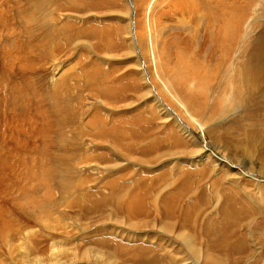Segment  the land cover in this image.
Masks as SVG:
<instances>
[{
    "label": "bare ground",
    "instance_id": "6f19581e",
    "mask_svg": "<svg viewBox=\"0 0 264 264\" xmlns=\"http://www.w3.org/2000/svg\"><path fill=\"white\" fill-rule=\"evenodd\" d=\"M78 1L69 0L72 9L78 10ZM140 1L138 7L142 11L136 13L137 18H134L136 20V22H133L136 28V38L133 39L134 42L132 41L133 44H131L136 46L141 55L149 60V63L152 64L154 59H160H157L159 61L158 67L156 66L157 68L155 67V71L150 75L152 81L157 83L162 92H159V95L163 94L165 96L164 100L167 98L169 102L176 106L170 108L167 105L169 108L164 109L167 114L166 117H170L168 119L172 120L171 111L173 115L175 112L181 113L189 124L188 128L192 131L184 124L182 125L185 128L182 127L181 123L179 129L181 128L191 138H194V135L197 134L201 143L196 141V144H204L208 154L199 155L202 153L201 149L203 147L189 149L178 138H175V144H173L175 146H172L171 150H167L168 148L164 146V139H158L155 135L152 136L155 132L146 129L144 121V125H141L142 122L137 120L126 121L120 119L117 121L115 119L113 125L108 128L104 125L103 117L97 114V118L94 115V119L84 122V125L79 124L77 122L79 113L74 110L72 100L70 97L68 101L64 98L66 95H71L70 90L72 88L65 77L60 76L54 83H50L51 86L49 85L48 90L37 92L33 84L34 81L31 80L32 76L24 74V72L28 73L34 68L33 58L37 49L39 52L44 50L42 55L48 58L47 55L53 54L55 51L53 47L59 48L61 43L55 44L57 42L55 41L56 37H63L61 40L67 42L66 44H71L82 37L100 39V34L92 28L72 32L70 31L71 25L56 27L57 20L53 15L51 16V11L48 12L45 5L30 3L29 7L21 12V17L24 15L22 25H25L29 31L27 33L29 40L26 41L20 38L19 30H15L17 26H14V30L5 29L7 31L4 33L6 38H3L4 35L0 36V52L2 54L0 59V118L4 119L7 115L12 119L15 117L13 121L18 122L10 128L13 129V133L12 135L8 133L11 140L9 144L6 143L9 139L5 140L4 130L2 131L0 126V237H2V240H0L2 242H4L3 237L6 232H10L8 231L10 229H7L8 224H10L9 220H11L10 216L18 215V211L23 210L26 206L31 208L30 219H34L36 224H42V221L45 220L51 222L50 219L53 217L52 223L57 222V224L48 226L49 232L56 231L54 226L58 229L61 222L64 226L63 222L67 219L65 212L63 214L66 219L60 220L59 223L60 217L57 218L58 214L62 215V208L71 213H73L72 211L75 212L74 215H70L71 218H68L70 221L72 219L78 221L79 218L87 219L83 222L86 229L87 226L88 228L91 227L89 221L91 216L99 209V206L101 208L105 206L110 212L106 215H109L111 219H105L106 221L118 222L119 225L125 224L133 230L142 231L143 229L158 228L157 241L160 249L140 248L139 251H136L137 254L132 256V264H221L220 252L218 251L219 254L216 252L217 250H223L225 247L229 248L226 242L239 229L242 218L245 217L244 221H246L255 219L258 214H261L263 217L262 223H264L263 210L261 209V213L256 214L255 210L250 209L251 207H244L245 203L242 201L244 203L242 205L238 193V190H241L244 185H249V181L264 183V31L259 33L258 36H254L255 32L252 30L262 29L263 27L264 0H174L169 5L170 7L173 6L175 10L182 11L181 19L185 21L190 18L191 22H195L196 27L194 30H190L189 24L187 25L185 22L183 26H177L176 29V31L182 29L186 33L187 38L183 40V43L191 44L188 51L180 50L177 43L171 41H174V39L170 38L169 32L171 33L170 29L173 26L163 22L166 17H162V15L165 16V14L174 12L171 9L173 7L169 8L172 12L162 11L159 16V14H150V10L157 4L159 8L162 7L164 0L161 2L151 0L147 3L143 0ZM114 3L116 5L117 1L114 0ZM163 6H166V4ZM8 8L7 10H9ZM251 8L255 9L254 13H248ZM45 11H47L46 14ZM6 12L3 10L2 13ZM167 18L169 20V16ZM11 26L13 28V25ZM54 26L56 29H54ZM174 27H176V24ZM44 29L47 33L42 39L34 38L39 37L42 31L44 33ZM55 32L58 34L57 36H55ZM32 38L38 40L35 46H32L35 49L29 47L26 48L25 52H22L21 47L23 44L33 45L34 40H31ZM174 48L175 52H173ZM57 51L60 52L59 49ZM57 51L55 52L57 53ZM37 56L41 57L40 54H37ZM29 57H33L32 60L28 59ZM172 57H174L175 62H172ZM186 57L189 58V61L186 60ZM50 59L52 60L53 57ZM15 63L19 66L16 67V70L15 68L12 69ZM9 71L18 78L25 77L21 78L20 81L14 78L15 81H13ZM83 77L89 88L96 87V93L105 99V103L112 106L110 108L113 109L114 105L107 102L119 101L126 91L130 90V87L124 83L118 84L119 86L106 85L105 74L100 70H87L83 73ZM78 79L82 80V78ZM92 96L96 97V95ZM139 97L143 98L144 94H140ZM14 100L20 108L17 105L18 109L12 106V102L15 103ZM235 103L237 104L236 107ZM39 107H43V112L38 110ZM239 107L243 109L242 115L234 121L232 120L234 127L231 126L232 124L228 125L230 118L236 115L235 108L238 111ZM31 113L36 114L35 122H32L29 117ZM175 116L180 119L178 118L179 115L176 114ZM57 117H59L58 120ZM52 118L57 120L55 122H57L58 128H56ZM20 124L25 127L30 125L31 132L40 138L38 140L40 144L37 145L35 143L38 142H34L31 147L30 161L21 162L20 157L23 153L20 155L19 149H15L21 146V143L20 140H14V133L16 132L15 139H17L16 136L20 133L25 134L24 132H27V127L22 129ZM85 127L89 128L88 132L84 131ZM170 131L169 134L174 132ZM89 136L96 138L97 143H101V145L111 143L114 146L113 152L116 153V156L118 154L128 159L129 162L135 161L144 165L146 163L158 164L160 161L168 160L173 164L175 170V182L179 183L184 178L183 186L175 192L176 195L162 198L165 188L171 186L167 180H169V175L172 176L173 173L167 171L163 173L160 179L157 177L158 185L153 182L155 189L159 185L164 188L153 198L152 211L146 209L145 202L150 193L147 194L145 191H153V187L146 186L145 190L142 189L144 191L143 195H141L143 192L133 195L129 191L135 189L132 190V187L127 185L120 186L118 183L120 178L111 180L110 183L107 182V187L105 183V187H109L110 190L108 194L103 195L102 192H99V188L96 193L89 192L88 196L85 197L86 194L82 192V186L88 184L87 182H91V179L81 178L80 175L75 176L74 165L82 164V160L86 157L80 141L82 138ZM237 136L238 138L245 137V141H237ZM149 139L152 142L147 148L144 144ZM193 140L190 142L193 143ZM257 146L263 148V151L256 158L255 148ZM54 147L57 150L56 154L52 151ZM208 151L211 154L214 152V156L209 157ZM180 156H195L192 167L199 170L191 171L187 165V168L183 167ZM21 159H23V156ZM96 159H103V156L100 154ZM20 166L24 168L23 174L18 173ZM208 181L211 183L210 188L213 194L210 198L209 195H206L207 188L205 185ZM54 188H58V197L61 196V199L66 200L65 204H62V201L59 204L56 203L54 199L57 196L54 193ZM18 190L21 192L19 195L17 194ZM5 191H7L9 197V207L5 206V203L1 200ZM208 193L210 192L208 191ZM98 194L102 198H98ZM130 194L133 196H131V200H128ZM194 198H196V201L193 203L191 201ZM262 200L264 201V198ZM212 208L214 210H211ZM214 211H219L220 215L217 214V216L220 217L218 219L217 216L213 217L212 213ZM42 213H45L43 220L41 219L43 217ZM76 213H78L79 218H77ZM242 214H244L243 217H241ZM103 215L105 214L103 213ZM38 216L41 218H38ZM150 216H153V219L149 218ZM60 230L63 231L64 228ZM90 231L96 232L91 229ZM81 236L82 242L76 244L74 249H79L80 252L82 248H84L83 251L89 249L90 256L95 261L97 259L96 253L103 255L101 253L106 252V250L111 251L110 255L115 257H117V254L126 252V249L118 246L114 240L113 242L105 239L95 240V237L92 238V233L90 236ZM199 236H203L207 243H203ZM90 237L93 241L89 239ZM65 241L68 242L67 239ZM86 241L91 242L86 243ZM214 250L216 254L213 253Z\"/></svg>",
    "mask_w": 264,
    "mask_h": 264
},
{
    "label": "rangeland",
    "instance_id": "374dc122",
    "mask_svg": "<svg viewBox=\"0 0 264 264\" xmlns=\"http://www.w3.org/2000/svg\"><path fill=\"white\" fill-rule=\"evenodd\" d=\"M116 1L117 3L115 5L114 0H79L78 7H77L78 10H74V8L73 9L71 8L69 0H0V9H1L0 11L2 12L3 10L4 12L11 11L10 13L8 12V16L6 15L7 12L4 14L1 12L2 16L0 18V23H1L0 30L2 28L4 29H2L3 33L1 32L0 36H3L6 30H9V29L14 30V26H17L15 27V30L16 29L19 30L20 38L26 41L29 40L27 37V33L29 31L25 25H22L23 20H24V15L21 17V12L23 9L28 8L30 3H34V4L41 3L45 5L47 11L48 12L51 11L50 13L51 16L53 15L56 18L57 20L56 25H55L56 27H60L61 25H71L72 27L70 31L72 32L85 31V29L87 30L88 28L97 30V32L100 34L99 36L100 39L99 38L96 39V37H91V38L82 37L78 39V41L76 42H73L71 44H66L67 42L65 43L63 40H61L63 39V37L61 38L56 37L58 39L55 38V41H57L55 42V44H58L60 42L61 43L59 45V48L53 47L55 45H53L52 47L53 49H55V51L59 49L60 52L57 51L56 53L54 51L53 54L47 55L48 58L42 55L44 54V50L41 52H39L38 49L37 51L35 50L36 51L35 57L37 54H40L41 57L39 56H37L36 58L29 57L28 59L30 60H32L33 58L34 68L31 70L32 72L29 71L27 73L23 71L25 75L28 74L27 76L29 75L32 76L31 77L32 79L31 78L30 79L34 81L33 84L35 85L34 86L35 90L37 92L38 91L44 92L46 91L45 89L48 90L50 83H54V81L57 80V78H60V76L65 77L70 82L69 85L72 88L70 90L71 95L69 96L66 95L64 96V98L67 99L68 101L70 97V99L72 100V106L74 110L79 113V117L77 119V122L79 124L84 125L87 121L94 119L95 118L94 115H96V118H97V114H100L103 117V120H104L103 122L105 123L103 124L108 128L111 127V125H113V121L115 119H117V121L120 119L126 120V121L137 120V121L142 122L141 125L145 124L146 129L150 130L151 132H155L154 134L151 133L152 136L155 135V137H157L158 139H161V138L164 139V146L168 148L167 150H171V148L175 146L173 145L175 144V138H178L180 139V142H182L183 145L185 147H188L189 149H200L201 147H203L201 149L202 153L199 155L208 154L207 149L205 148L204 144L203 145L196 144V141L200 142L197 134L194 135V138H191V136H188V134L185 133L183 130H181V128L179 129L180 123L181 125L184 124L185 127L187 128L189 126L188 122L186 121L184 117H182L183 115L181 113L178 114L175 112V114L173 115L171 111V114L173 116L172 120L168 119L170 117H166L167 114L164 112V109L167 110L169 107L171 108V106L172 107H176V106H174V104L169 102L167 98L164 100L165 96L163 94H161L162 96L159 95L162 92L158 88L157 83L156 82L154 83V81H152L150 74L153 71H155L156 66L158 67L159 61L157 59L159 58H157L156 56L157 59H154V62L151 64L149 63V60L145 56L141 55V53L136 48V46L132 45L134 42L133 39L136 38V33H135L136 28L134 27L135 23L133 25V22L134 21L136 22L135 19L137 18L138 12L142 11V9L138 7V4L141 3V1L140 0H116ZM143 1L147 3L151 0H143ZM153 1H156V0H153ZM161 1L162 0H159V2ZM173 1L174 0H164L163 5L166 4V6L162 5V7L159 8L157 4L150 10V14L151 13H153L154 15L159 14L160 16L162 11L168 13V12H172L171 9H173L175 13L172 12V13H168L167 15L165 14V16L162 15V17H166V19L163 22H165L169 26L170 25L173 26L172 27L173 29L172 28L170 29L171 33H173L172 34L173 36L169 32L170 38L174 39V41L173 40L171 41L176 42L180 50L188 51L191 44L183 43V40L187 38L186 33L182 29H178L177 31L176 29H177V26L178 27L183 26V23L185 22L187 25L189 24L188 26L190 30H194L196 27L195 22H191L190 18L183 21V19H181L182 11L178 9L175 10L173 6H171L173 8L170 7ZM8 7H11V8H8ZM7 8L9 10H7ZM254 10L255 9L251 8L248 13H254L255 12ZM47 11H45V14ZM13 15H15L16 17H14ZM168 16H169V20L167 18ZM262 17H263L262 18L263 27L262 29L260 28L258 30L252 29L255 32L253 34L254 36L255 35L258 36L259 33H262V31H264V14ZM157 21L159 22L160 19ZM13 22L14 24H12ZM128 24H130V26H128ZM175 24H176V27H174ZM11 25H13V28ZM55 26H54V29H56ZM46 33L47 31L46 29H44V33L42 31L39 37H34V38L38 40L42 39L46 35ZM57 35L58 34L55 32V36ZM3 38H6V35H4ZM34 38L31 39V40H34L32 43L33 45H28V44H25V45L23 44L24 46L22 45L21 47L22 52H25L26 48L28 49L29 47L31 48L32 46H35V43H37L38 40L36 41ZM143 48H146V47H143ZM53 49L51 48V50ZM141 51L144 54L142 49ZM173 52H175V48L173 49ZM0 56H1L0 57L1 59L2 58L1 52H0ZM50 56L53 57L52 60L50 59L51 58ZM186 58H187L186 60L189 61V58L188 57ZM172 62H175L174 57H172ZM14 65L15 66H13L12 69L15 68L16 70L17 69L16 67H19V66L17 63H15ZM6 66L8 67L7 64ZM87 70L88 71L100 70V72L104 73L105 80L107 81L106 85L111 84L113 86H119L121 85V83H124L128 85V87H130V90L129 91L127 90L125 95L122 96L123 98L121 97L119 101L117 102L108 101L107 102L111 105H114L115 110L113 108H110L112 106H108L105 103V99L101 98V96L98 95V93H96V90H95L96 87L89 88V86L86 84L85 78L83 77V73L86 72ZM11 73L12 72H10L9 74L11 75V78H13L12 79L13 81H15L16 78H17L16 79L17 81L18 80L20 81L25 77V76H21L22 78L21 79L15 75H12L13 73L12 74ZM75 76H78V77H75ZM78 78L80 79L82 78V80H79ZM140 94L141 95L144 94V97L143 98L139 97ZM145 94L146 95L148 94V96H146ZM92 95H96V97L95 96L93 97ZM165 101H168V102H165ZM14 102L15 103L12 102V106L16 107L17 105L19 107V104L15 100ZM153 103L154 105H152ZM162 103L164 105H160ZM158 104H159V107H158ZM236 106L237 104L235 103V107ZM18 107L16 108L18 109ZM42 108L43 107H39L38 110H40L41 112L43 110ZM161 110L163 112H159ZM239 110L240 112H238ZM238 111L235 108L236 115H233L230 118V120L228 121L229 123H227L228 125L232 124L231 126L234 127L233 121L237 119L238 116L242 115L243 109L239 107ZM176 114L179 115L178 118L180 119H177V117L175 116ZM9 117L6 115L4 119L0 118V126L2 127V131L4 130L3 133L5 134V140L9 139L6 141V143L8 144L9 142H11L9 134L12 135L13 133V129L11 130L10 128L15 126L17 122V121L16 122L13 121V119L15 120V117H13V119ZM29 117L32 120V122H35V119H34L36 118L35 113L33 114L31 113ZM58 118L59 117H57L56 119L58 120ZM57 120H55V118H52V121L55 124L57 123L55 122ZM143 121H144V124H143ZM77 122L76 124H78ZM57 126L58 125L56 124V128H58ZM21 127L22 129L27 127L26 128L27 132H24L25 134L20 133L18 136H16L17 139H15L16 132L14 133V137H13L14 140L15 141L20 140V143H21V146H18V148H15V149H19L20 155L23 153L21 157L19 155L21 162L30 161L29 155H30L31 147L34 145V142H38L40 138H38L36 134L31 132L32 129L30 125L29 126L26 125V127L25 126H21ZM28 127H30V129H28ZM182 127L184 126L182 125ZM6 130L10 131L11 133ZM169 130L174 131V132L170 131L171 134H169ZM233 130H236V129H233ZM84 131L88 132L89 128L85 127ZM89 137H84L80 141V145L84 153L86 154V157L84 158V160H82V164L74 165V173H76L75 176L80 175L81 178L91 179V182H87L88 184H85L84 186H82V190H83L82 192L86 194L85 197L88 196L89 192L96 193L99 188H100L99 192H102L103 195L108 194V192L110 191L109 187L106 188L108 183H110L111 180H116L120 178L118 181L120 186L127 185L129 187H132V190L135 189L134 190L135 192L131 191V189L129 191L130 193H133V195L140 194L141 192H143L141 194L143 195L144 191L142 189L145 190L146 186L153 187L152 188L153 191L151 190L145 191V193L147 192V194L150 193V196L148 197V199H146V202H145L146 209L149 211H152L153 198L155 197L157 193H159V191H161L164 188V187H160L161 185H159L157 189H155L154 184L158 185V181H156L157 177L160 179L163 173L167 171L169 172L171 171V173H173L172 176L169 175V180H167V182H169L171 186L169 188L168 187L165 188V191L161 196L162 198H165L167 196L170 197V196L176 195L175 192L183 186L184 178L179 183L175 182V178H176L174 174L175 170L173 169V166H172L173 164L168 162V160L160 161L158 163L159 165L157 163L156 164L146 163L144 165H141L139 162H135V161L129 162L128 159L123 158L122 156L118 154H117L118 157L116 156V153L113 152L114 146L111 145V143L110 144L106 143V144L101 145V143L100 144L97 143L96 138H92V137L89 138ZM150 140L151 139L146 140L144 144V146H147V148L149 147V144L152 142ZM192 140H193V143L190 142ZM238 140H241L243 142L245 141V137L238 138L237 141ZM39 142L35 144L39 145L40 144ZM52 151L55 154L57 153V150L55 147L52 148ZM262 151H263V148L261 147L257 146L255 148V153L257 155L256 158L259 157ZM100 154L101 156H103V159H96V157ZM213 154L214 152L212 154L209 152V157H213L214 156ZM22 156H23V159H21ZM179 158H180V161L183 167L187 168L189 166V169H191V171L199 170V169H194V167H192V163L194 160L193 158H195V156H180ZM106 159L108 161H105ZM73 163L75 162L73 161ZM21 164L23 165V163ZM23 172H24V168L20 166L18 168V173L23 174ZM234 172L236 171L234 170ZM21 181L23 183L22 178H21ZM105 183H106V187H105ZM206 183L207 184L205 186L207 188L206 189L207 193L206 192L205 193L207 196L209 195L208 197L210 198L213 195L211 188H210L211 183L209 181ZM227 184L229 185V183ZM260 184L264 186V183L249 181V185L246 184L243 187L244 189L240 187L241 190H238V193L241 198L240 202L243 201L245 203L244 204L242 202V205L244 204L245 205L244 207L246 206L249 208L251 207L250 209L255 210L256 214H258V212L261 213V209L263 210L262 214H264V201L262 200L264 198V187L261 186ZM137 188H140V189H137ZM208 191L210 193H208ZM58 192H59L58 188H54V193L56 194L57 197H58ZM121 192H123V190H121ZM19 193L21 194V192L18 190L17 194L19 195ZM122 194H124V192ZM133 195L130 194L128 200H131V196ZM98 196H99L98 198H102L100 194H98ZM56 198L54 200L56 201L57 204H59L61 201H62L61 202L62 204L66 203V200L64 201L63 199H61V196L60 198L58 197V199ZM4 199L6 200V202ZM1 200H3V203H5L4 204L5 206L9 207L10 201H9V197L7 196V191H5V193L2 195ZM58 200L60 201L58 202ZM195 201H196V198H194L191 202L194 203ZM103 207L101 208L99 206V209L96 211V213H94L91 216V220L89 221V225L91 227L88 228L87 226L86 229H85L83 222H85L84 220H87V219L79 218V215H77L78 213H76L77 218H79L78 221L76 219H72V221H70V219L68 218H71L70 215H74L75 212L72 211L73 213H71L65 208H62L61 209L62 215L58 214L57 218L60 217L58 221L60 223L61 222L60 220L62 219L64 220L65 215H66L67 219L65 218L66 220L63 222L64 226L61 224L62 223L61 222L60 224L63 226V227L61 226L62 228L60 227V224H59L58 229L56 226H54L56 228V231L49 232L47 227L57 224V222L52 223L53 217L52 219H50L51 222H48V220L46 222L45 220L44 222L42 221V224L41 223L36 224L34 219H30L31 211H32L31 208L29 206H26L25 208L27 209L23 208V210L25 211L20 210L21 212L18 211V215L10 216V219H11L9 220L10 224H8L9 227L7 226V229H10L8 230L10 232H6V234L4 235L3 237L4 242L1 241L2 237H0L1 239L0 240V264H132L131 263L132 256L136 255L137 254L136 251H139L140 248H146L148 250L160 249V246L158 245V241H157V236L159 235L158 228H151L147 230L143 229L142 231L133 230L129 228L128 225H125V224L119 225L120 223L118 222L115 223L114 221H106V220H111L109 215H106V214H109L110 212L107 207L105 206ZM211 210H214V209L212 208ZM219 211H214V213H212L213 217L214 216L216 217L217 214L220 215ZM63 212H65V215L63 214ZM122 212L124 211L122 210ZM103 213L105 215H103ZM44 214L45 213H42V216H43L42 218L39 216L38 218H41L43 220V218H45ZM83 215L86 216L84 213ZM243 215L244 214H242L241 217H243ZM219 217L220 216H217L216 218L218 219ZM149 218L153 219V216H150ZM244 219L246 218L244 217ZM244 219L242 218V222H241V225L239 226V229H237L235 233L232 235L231 239H228L229 241L226 242L227 243L226 245H228L229 248L225 247L223 250H217L216 252L217 254H219L218 251L220 252L219 256H221L220 258L222 260L221 264H264V229H263L264 223H262L263 217L261 214H258V216H256L255 219L254 218L248 219L246 221H244ZM73 220H74V223H73ZM17 226L19 227L17 228ZM63 228L64 230H66V232H64V230L63 231L60 230ZM90 229L95 230L96 232L90 231ZM19 233H22V234L17 235ZM91 233H92V238L95 237L94 238L95 240L105 239L107 241L111 240L112 242L114 240L118 246H121L126 249V252H125L126 254L116 253L117 257H115L114 255H110L111 251L106 250V252L101 253L103 255L96 253L97 259L95 261L94 258L90 256L91 252L88 251L89 249L87 251H83L84 248H82L81 252L79 251V249H74V246L76 244L78 245L79 243L82 242L81 235H83V237L84 236L86 237L87 235L90 236ZM199 237L203 243H207V241L203 238V236H199ZM52 238L53 240H51ZM92 238L90 237L89 239L92 240ZM65 239H67L68 242H66ZM89 239H85V240H89ZM89 242L91 241H86V243H89ZM38 245L40 246L38 247ZM213 253H215V250L213 251Z\"/></svg>",
    "mask_w": 264,
    "mask_h": 264
}]
</instances>
